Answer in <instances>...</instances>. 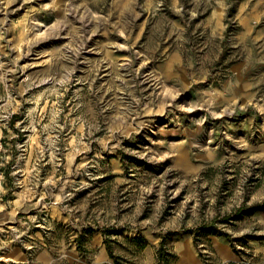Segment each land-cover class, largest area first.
I'll return each mask as SVG.
<instances>
[{
	"label": "rangeland",
	"instance_id": "1",
	"mask_svg": "<svg viewBox=\"0 0 264 264\" xmlns=\"http://www.w3.org/2000/svg\"><path fill=\"white\" fill-rule=\"evenodd\" d=\"M0 143V264H264V0H0Z\"/></svg>",
	"mask_w": 264,
	"mask_h": 264
},
{
	"label": "trees",
	"instance_id": "2",
	"mask_svg": "<svg viewBox=\"0 0 264 264\" xmlns=\"http://www.w3.org/2000/svg\"><path fill=\"white\" fill-rule=\"evenodd\" d=\"M258 209H264V207H259V206H254V207H251L249 209H238L237 213L233 216L235 220H240L242 219L243 217L245 216H250L251 214H253L255 211H257ZM204 232L205 233H213L215 232V229L213 227H206L205 229L203 228ZM139 240V238H130V241H133V242H137ZM164 255L161 254L159 256V259H164L163 257Z\"/></svg>",
	"mask_w": 264,
	"mask_h": 264
},
{
	"label": "built area",
	"instance_id": "3",
	"mask_svg": "<svg viewBox=\"0 0 264 264\" xmlns=\"http://www.w3.org/2000/svg\"><path fill=\"white\" fill-rule=\"evenodd\" d=\"M0 149H1V143H0ZM2 174L0 173V190H1V188H2Z\"/></svg>",
	"mask_w": 264,
	"mask_h": 264
}]
</instances>
